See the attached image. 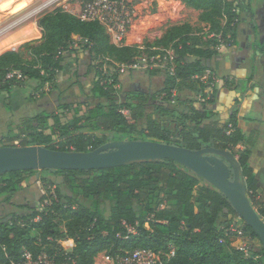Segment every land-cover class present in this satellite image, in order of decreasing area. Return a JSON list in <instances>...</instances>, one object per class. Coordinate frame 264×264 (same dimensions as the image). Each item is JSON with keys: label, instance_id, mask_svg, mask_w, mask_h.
I'll return each instance as SVG.
<instances>
[{"label": "trees", "instance_id": "16d2710c", "mask_svg": "<svg viewBox=\"0 0 264 264\" xmlns=\"http://www.w3.org/2000/svg\"><path fill=\"white\" fill-rule=\"evenodd\" d=\"M177 1L197 10L198 21L208 25L210 31H221L224 38L235 35L237 0ZM35 24L41 32L36 43L28 41L16 51L0 54V89L10 92L13 88L14 80L4 78L11 69L21 70L24 79H35L40 85L53 82L64 69V54L77 51L70 47L74 35L84 40L82 49L90 57L103 61L107 58L113 66L130 63L141 53L151 56L158 52L154 49L171 46L177 61L176 74H165L163 87L155 93L132 91L119 97L114 88L118 75L113 74L109 82L100 66L90 63L94 78L89 94L94 103L59 105L61 111L40 112L35 124L2 137L0 146H16L15 141L20 140V146L90 151L109 140L145 139L194 150L210 146L228 149L240 164L252 205L264 219V201L256 200L258 182L251 166L254 140L238 126L236 115L221 122L208 108L212 99L196 105L195 99L188 100V104L179 99L171 108L168 101V107L153 104L161 93L170 94L177 85L194 81L192 76L201 74L206 63L217 56L218 50L212 46L218 42L195 34L203 28L188 22L170 23L160 38L142 43L141 49L139 45L111 43L101 24L81 20L61 7L40 14ZM24 50L31 56L29 61L22 57ZM188 56L195 59L187 61ZM200 86L202 96L204 85ZM123 108L129 110L130 119L120 112ZM148 108L176 115L174 128L148 117L145 128L136 129V121L144 117ZM66 109L68 118L63 120ZM239 144L242 148L234 152ZM35 176L38 182L47 181L46 185L53 187L54 198L44 204L47 197L42 195L40 204L27 207V212L14 211L7 220L0 219V262L5 261V253L17 259L22 247L36 253L49 237L50 253L55 251L56 258L64 260L56 248L62 250L69 243L67 255L76 264H94L100 253L115 258L136 248L151 249L163 256L172 249L173 255L163 257L165 264H264V250L257 234L238 217L225 195L170 159L105 169L12 171L0 175V196L6 194L5 200H9L30 185ZM237 218L244 233L259 245L256 255L247 256L239 249L224 253L228 235L223 226Z\"/></svg>", "mask_w": 264, "mask_h": 264}, {"label": "rangeland", "instance_id": "374dc122", "mask_svg": "<svg viewBox=\"0 0 264 264\" xmlns=\"http://www.w3.org/2000/svg\"><path fill=\"white\" fill-rule=\"evenodd\" d=\"M23 0V1H14V3L22 8L18 9L22 11L13 12V10L7 9L6 0H0V28L7 24L8 22L14 20L19 15L26 11H30L40 3L45 0ZM86 0H67L65 3H58V7H63V5H68V9L73 8V5L78 2H83ZM136 5L135 14L136 16L133 18V24L131 26L130 32L128 34L127 44L128 45H143L142 43L147 41L154 40L159 34V32L163 31L165 27L170 23H179V22H188L194 27H200L202 29V24L198 21V11L192 8L186 7L181 2H171L165 0H132ZM250 2V12L254 14L257 11V8L264 2V0H247ZM239 0L235 3L239 6ZM29 3V5H27ZM56 5V4H54ZM10 6V5H9ZM23 6H27L25 9ZM55 6L46 8L38 13L33 14L26 22L16 26L12 32H15L12 37H9V34L0 37V54L12 50V48H18L19 45L24 44L28 41H36L39 40L38 36L33 37L32 35H27L26 40L21 41V36L18 35L20 31L26 28L33 29V23L36 18L47 11H51ZM24 9V10H23ZM66 9V8H65ZM17 11V10H16ZM244 12H241V15ZM78 13H75L78 17ZM104 28V27H103ZM29 29V30H30ZM11 32V33H12ZM106 32V31H105ZM10 33V34H11ZM34 35L35 32L33 31ZM9 37V38H6ZM6 38V39H4ZM263 38L260 36L256 42H263ZM257 43H255V47ZM84 46V40H81L78 36L72 38V42L70 47L77 50H83L84 60L82 59L80 63H75L72 61V56L70 54H64V72L61 71V80L56 82L57 75L53 82H47L42 85L35 79L25 78L24 80L16 81L14 80V86L10 92H7L5 89H0V139L7 134L17 133L23 128H26L28 125L35 122V117L37 114L41 112V110H45L46 112H55L61 111L59 109V105H73L76 102H95L89 94V88L83 89L81 93L77 95V90L80 86V81L82 80L83 75H87L89 77L90 73L92 74L94 67L91 66L92 70L89 68H85V65L93 64L99 65L103 70L106 71V75L111 77L113 74L118 75V82L114 85L115 93L117 96H124L126 93L136 91L134 86L130 81H126V77L132 74H136L137 71L140 73L141 70H133V69H122L119 71L113 65L109 64L108 60L102 59H94V56L90 57L85 52L82 47ZM144 49V46H140ZM75 53V52H74ZM144 54H147L144 52ZM255 57L257 55L254 54ZM22 57L26 60H30V54L27 51H22ZM194 59V57H189L188 60ZM92 71V72H90ZM84 73V74H83ZM138 73V74H139ZM160 78L156 80V82L151 85L150 83L147 85L146 91H155L159 90L163 87V82L165 79V73L159 72ZM100 77H96L99 79ZM59 79V78H58ZM106 81V80H104ZM28 82H33V90L26 91L25 93L20 91L16 94V90L25 87ZM103 82V80H101ZM110 82V81H109ZM264 83V81H262ZM200 82L198 81H189L184 82L182 85L176 86V92L174 96V103H170V108L176 104L179 99L185 100V103L188 104V100L190 99H199L200 94L198 89L201 87ZM203 85V84H202ZM89 94V95H85ZM88 96V98H87ZM155 100H159L158 96ZM180 109H184L183 106H180ZM67 109L65 113H63V120L68 118ZM148 117H152L158 121L163 122L165 126L170 129L174 128V124L176 122V115L174 114H164L158 110H153L148 108L144 117L140 118L136 121L135 126L136 129L141 130L146 126V121ZM130 119V114L127 116ZM41 122V121H40ZM36 126H40V124H36ZM84 131H87L85 128ZM97 135H101L99 132H96ZM23 135V134H22ZM18 146H20V140L15 142ZM236 152V149H234ZM35 178V179H34ZM31 178L30 185H27L26 188L16 192L13 196L10 197L9 200H5L6 194L0 196V219L7 220L8 215L14 211L27 212V207L38 205L39 199L42 195H45L46 200L43 202H47L48 204L51 202L52 198H54L53 187L46 185L47 181L38 182L36 176ZM44 189V191H43ZM49 189V190H48ZM45 192V193H44ZM259 195V193H258ZM260 201H264V194H260V199H256ZM253 207L257 210V206L253 205ZM233 221H226L224 226L226 231H229L230 227H232ZM64 230V225H61ZM228 233V232H226ZM246 240H243L237 237L234 234H228L227 244L224 247V253L228 254L232 249H239V247L244 246ZM259 245L251 239V242L247 241L246 248L248 249L249 255H256V252L259 251ZM71 250L70 245L67 243L65 245V251L69 252ZM255 253V254H254ZM104 254L100 253L97 255L94 264H112L107 262L104 259ZM248 256V255H247Z\"/></svg>", "mask_w": 264, "mask_h": 264}, {"label": "water", "instance_id": "95a60500", "mask_svg": "<svg viewBox=\"0 0 264 264\" xmlns=\"http://www.w3.org/2000/svg\"><path fill=\"white\" fill-rule=\"evenodd\" d=\"M252 29L253 34L257 33V25ZM262 54L255 49V55ZM153 104L168 107L167 102L159 100ZM162 159L176 162L221 191L238 217L257 234L264 250V219L253 207L240 164L228 149L210 146L194 150L145 139L109 140L90 151H60L40 145L0 146V175L23 170L105 169Z\"/></svg>", "mask_w": 264, "mask_h": 264}, {"label": "crops", "instance_id": "0c3cea01", "mask_svg": "<svg viewBox=\"0 0 264 264\" xmlns=\"http://www.w3.org/2000/svg\"><path fill=\"white\" fill-rule=\"evenodd\" d=\"M14 1L19 2L23 0H6V3L8 2L6 5L8 7L7 9L11 8L13 12H16V10L18 11V9L22 7L16 5ZM165 1L179 3L177 0ZM30 2L31 1H29V3ZM29 3H27V5H29ZM238 3L240 9L238 8L239 18L237 24L235 25V35L230 37L228 45H222L218 50L217 56L208 62L218 77L222 80L224 79L223 84L221 82V84L212 93L211 99L213 102L212 105L208 106V108L213 112L214 117L219 119L221 122L228 120L233 114H235L238 126L242 129L246 136L253 138L255 146L252 149L251 166L255 172V177L258 182V193L260 195L264 194V111H262V109H264V83H262V81H264V74L263 77L259 79V71L257 73L255 71L256 62L254 60V54L255 49L257 48L255 47V43H257L256 45L259 44L256 42L258 36L254 35L253 33H249L246 39L244 32L245 29L248 28L249 22L251 23L250 25H252L254 22L252 13L250 12L251 4L247 0H239ZM80 7V2L75 3L71 13H78ZM260 8L261 6L258 9L260 10ZM241 12L244 13L241 15ZM263 12L264 11H262L260 14L262 15ZM201 24L202 28L206 27L209 29L208 25H205L204 23ZM33 26V29L26 28L18 33V35L21 36V41L29 39L26 38L27 35L32 34L33 37L38 36L40 39L41 32L36 27L35 22L33 23ZM164 30L159 32L155 39L160 38ZM17 31L12 33L15 34ZM33 31L35 32V35ZM11 34H9V37H12ZM75 37L76 35L73 36V39ZM242 45H247V47L244 49L241 47ZM20 46L21 45H19L18 48ZM18 48H12V50L16 51ZM83 54V50H77L75 53L73 52L70 55L73 57L72 61L78 64L82 59L84 60ZM189 57L194 56H188L186 58L187 61H192L195 59L194 57V59L188 60ZM238 57H240L239 60H236ZM85 68L92 70L91 64L85 65ZM62 71L64 72V70ZM152 71H155L158 74H150L149 72ZM61 73L62 72H59L57 74L56 82L61 80ZM138 73L139 72L137 71L136 74L134 73L130 76H127L126 81L131 80L130 83H137L140 87L147 89V85L149 83L153 85L156 80L160 78V73L156 70L142 71L139 74ZM93 78L94 75L91 73L89 77H87V75H83L82 80L80 81V86L77 90V95L81 93L83 89L90 88ZM33 85V82H28L25 87L16 90V94L20 91L24 93L26 91L31 92L33 90ZM195 100V105L198 103L201 104L199 99ZM41 112L46 111L41 110ZM240 148H242V144L236 146L235 149Z\"/></svg>", "mask_w": 264, "mask_h": 264}, {"label": "built area", "instance_id": "2783aa9c", "mask_svg": "<svg viewBox=\"0 0 264 264\" xmlns=\"http://www.w3.org/2000/svg\"><path fill=\"white\" fill-rule=\"evenodd\" d=\"M65 2H67V0L43 1L33 9H30V11L28 10L22 13L14 20L2 26L0 28V37H4L10 34L16 26L26 22L33 14L52 6H55L54 8H56L58 7V3ZM61 8H66L65 10L71 13V9H68V5H63V7ZM135 8L136 5L132 0H86L81 2L78 17L81 20L98 22L104 27L111 43L115 45H123L127 44L128 34L133 24V18L136 16ZM195 34L202 35L205 39L208 40L217 41L218 44L212 46L216 50H219L222 45H228V38L230 39L229 35H226V37L224 38L221 31H210L206 27H204L201 31L196 32ZM155 50H157L158 52L154 55L149 56L147 54L141 53L136 56L130 63L116 64L114 67H116V69H118L119 71H122V69H133L141 71L156 70L168 74L169 76H175L177 61L172 47H160ZM105 60L108 59L106 58ZM100 70L102 75L105 76L106 71L101 67ZM4 78L7 80L12 79L16 81L24 80V76L19 69L8 70ZM191 79L194 81H198L204 85V93L199 97L200 102L211 99L213 91L221 84V82L222 84L224 82V79L222 80L218 77V75L211 68L208 62L206 63V67L203 72L201 74L192 76ZM109 81H112L111 77L109 78ZM175 92L176 89H172L170 91V94H166L165 92L161 93L158 97L159 101H168L170 103H174ZM120 112L127 118L129 114V110L127 108L121 109ZM232 224V227L227 229L229 231H226L228 232L226 234H234L237 237L246 240L245 245L239 247V250L243 251L245 255H249L246 245L247 241L251 242L250 237L244 233L239 218L234 219ZM128 229L130 232H134V229ZM47 240L48 242L42 245L36 253H33V251H31L30 249L22 247L20 250V255L17 259H14L9 254L5 253V261L0 262V264H76V261L67 255L68 253L67 251H65V247L62 250L60 248H56V251L62 252V254L65 256L64 260H58L56 258L57 252L54 251V253H50L49 248H47L52 240L49 237L47 238ZM69 245L71 247V244ZM171 255H173L172 249L169 253L164 254V256L166 257H170ZM164 256L163 254L156 253L151 249L136 248L124 255L116 256L115 258H112L105 254L103 257L107 262H110L112 264H165V261L163 260Z\"/></svg>", "mask_w": 264, "mask_h": 264}, {"label": "flooded vegetation", "instance_id": "af4514ba", "mask_svg": "<svg viewBox=\"0 0 264 264\" xmlns=\"http://www.w3.org/2000/svg\"><path fill=\"white\" fill-rule=\"evenodd\" d=\"M260 6H261L260 10L257 8V11L254 14H252V18L254 19V23H255L254 26L257 25V29H256L257 33H255L254 35L258 36V38L260 36L263 38L264 37V12H263L262 15L260 13L262 11H264V2ZM250 24L251 23L249 22L248 28L245 29V31H244L246 39H247L249 33H253V29L252 28H254V26H253V24L252 25H250ZM241 47L245 49L247 47V45H242ZM256 47H257L256 49H259V50L264 52V40H263V42L260 45L258 44ZM239 58L240 57L236 58V60H239ZM254 60L256 62L255 63L256 64L255 65V71H256V73L259 71V79H260V78L263 77V74H264V54H262L259 57L258 56L255 57ZM133 86H134V89H136V91H143V90H144V92L146 91V89H143L137 83H134ZM262 111H264V109H262ZM257 198L260 199V195H257Z\"/></svg>", "mask_w": 264, "mask_h": 264}, {"label": "bare ground", "instance_id": "6f19581e", "mask_svg": "<svg viewBox=\"0 0 264 264\" xmlns=\"http://www.w3.org/2000/svg\"><path fill=\"white\" fill-rule=\"evenodd\" d=\"M32 1V0H31ZM27 7V6H26ZM26 7H24V8H26ZM22 10V9H21ZM18 11H20V10H18ZM18 11H16V12H18ZM11 35H14L13 33L11 34ZM10 36V35H9ZM7 38V37H6ZM5 39V38H4Z\"/></svg>", "mask_w": 264, "mask_h": 264}]
</instances>
